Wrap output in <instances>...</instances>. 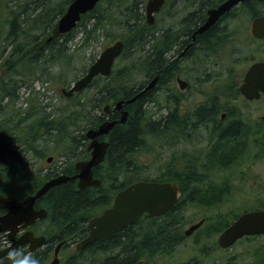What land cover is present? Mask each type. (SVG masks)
<instances>
[{
	"label": "trees",
	"instance_id": "trees-1",
	"mask_svg": "<svg viewBox=\"0 0 264 264\" xmlns=\"http://www.w3.org/2000/svg\"><path fill=\"white\" fill-rule=\"evenodd\" d=\"M216 3H214V0L210 2L206 0L201 4H203L202 7H205L207 4L214 6ZM66 4L67 2L63 0H21L13 2L7 14V34L12 37L15 26L19 25L18 31L21 36V44L19 45L18 52L25 53V51H28V53L26 54V58L21 59L18 64L16 50L13 48V45H11L8 54L4 58L2 56L6 45L0 46L1 68L3 70L7 67L8 69L7 74L0 76V105L2 100L6 102L15 101L14 99L17 98L16 93L19 86L21 87L27 84L28 81L32 83L35 80L41 79L38 70L41 64L44 63V59L51 58V67L53 70L51 74L56 73L54 67L58 66L56 65L57 61L62 60L65 56H68V61L73 63V53L66 54L65 47H67L69 40L72 41L75 38V30H77V34L82 36L84 43L83 51L87 47V40L97 43L95 40L101 37L108 44L118 39L122 40L124 43L123 52L115 61L112 72L108 77L98 76L82 92L76 95L74 94L70 99H64L66 103H71L73 98H77L78 100L65 111L58 112L57 119L50 118V115L56 114V110H52L47 114L35 115L37 119L33 126L34 128L29 127V130L32 129L30 133L36 136L39 131H42L46 136L50 138L54 137V140L59 139L60 141L54 145L55 149L60 147L62 151L66 149L70 153L75 152L74 156H79V160H81L88 157L85 146L81 151H78L83 141L84 144L86 142L85 133H82L88 129L95 128L105 120V116L101 113L100 107L103 104L113 105L121 99H129L134 96L136 94L134 87L139 81V76L143 75L148 79L155 77L166 62V55H162L161 52L164 50V52L168 53L173 50V47L176 46L174 37L176 34H169L166 40L162 35L158 34L157 29H143V15L140 1L106 0L82 18L81 22L77 24L79 29H74L65 35L54 37L48 44H43V46L29 52L32 43L34 42L36 45L44 37V34L50 30L49 28H53L56 20L64 11ZM203 10L204 8L198 7L195 19L196 23L201 20ZM242 16L249 21L258 16H264V0L245 1L232 12H229L221 25L227 27L229 23L234 24L232 22L233 20L237 18L241 19ZM188 25L194 26L191 23ZM29 27L35 31L34 35L32 34V30L28 29ZM36 27L38 29H35ZM112 27L118 29L112 31ZM244 27L246 31L244 40L247 41L249 32L247 27ZM40 28H43V30ZM206 35L213 36L207 45L211 50L213 49V53L219 50H226L227 46L224 42L225 38L223 37V33L220 31L214 33V31L210 30L204 33L202 38H205ZM248 41L264 42V40H255L253 38L248 39ZM199 45L202 47L205 45V42L202 40ZM220 55L222 56V54ZM228 56L230 55L228 54ZM94 59V55L85 57L83 58L84 62L82 60L83 64L79 70L71 66V68H65L62 71L64 77H54L48 73L41 81L44 83L48 79L49 81H47L53 84L60 83L62 85H68L76 79H71L65 72H73L77 73V76L79 74L82 76ZM241 60L248 61V58L245 57ZM15 63L18 67H15ZM68 79L69 81H67ZM158 82L159 79L157 80ZM234 84L236 85L237 82L234 79H230L223 83H216L214 88L234 90ZM126 85H131V88L128 89ZM149 96L150 93H145L134 102L125 105L124 109L129 112L126 121L123 124L115 125L110 130L108 134L109 145L105 159L103 163L95 167L94 171V176L101 181L99 187H88L79 190L74 182H68L50 189L43 196V203L47 205L54 230L58 232L54 240H58L64 235L70 241L79 240V238L84 237L86 234L85 225L88 219L110 206L114 195L122 188L137 181L163 182V180H166V178L162 177L149 178L139 172L143 163L139 161L140 157L137 155V151L143 148L142 145L144 144L142 140L145 131H153L156 135L161 131V128L158 129V127L155 130L152 129L158 120L151 122L147 118V115L140 112L144 103L146 105L145 114L152 111V104H154L156 97H153V99ZM36 98H34V102L28 100L25 111L28 119L37 109L42 111V108L38 107V103L35 105ZM28 109L33 110V112L30 113ZM203 124H205V121ZM164 125L166 127L177 126L173 123H166ZM159 126L161 127V124ZM4 128L3 122L0 124V129L3 130ZM4 131L11 135L8 129ZM235 131L232 129L226 132L233 135ZM260 131L262 151H264V128H261ZM12 139L18 143L15 138L12 137ZM47 140L49 139L47 138ZM231 143L229 139H226L213 158L219 159L218 157L220 155L218 154L223 152V150L235 153L236 147L234 145L232 146ZM29 148L30 146L27 147V149ZM23 152L26 153V150L23 149ZM133 153L134 155L132 156ZM215 162L218 163L219 161ZM0 167L1 170L6 169L5 166L0 165ZM13 168L17 169L18 173L21 171L23 173V166ZM71 169V165L63 167L59 171L48 174L45 180L60 174L67 175ZM130 170L132 172H129ZM22 173L23 179L25 176ZM126 173L129 174L127 175ZM20 195L24 196L22 194ZM257 207V209H264V202H259ZM180 211L177 205L157 219L141 216L132 226L126 227L125 229H118L109 240L99 239L81 250H74V254H71L67 258L66 264H135L139 259L149 260V257L151 258L157 252H164L171 255L173 245L177 244L181 239L178 230H181L185 225L183 210L181 211V217L179 215ZM236 217V215H232L230 218L224 217L222 223H219L218 226L215 223H208L212 219L206 218L205 227L207 226V229L197 235L196 242L200 244L202 243V238L204 240L215 235L218 232L217 230L220 231L225 228L229 224L228 221ZM250 238L254 239L256 237H246L245 239L248 240ZM99 249L102 250L100 251ZM44 254L45 252L43 251L41 255L43 256ZM5 264H10V262L6 261Z\"/></svg>",
	"mask_w": 264,
	"mask_h": 264
},
{
	"label": "flooded vegetation",
	"instance_id": "flooded-vegetation-1",
	"mask_svg": "<svg viewBox=\"0 0 264 264\" xmlns=\"http://www.w3.org/2000/svg\"><path fill=\"white\" fill-rule=\"evenodd\" d=\"M12 1L18 2L21 0ZM63 1L67 2L65 6L66 10L69 3L73 0ZM135 1L141 2L140 6L143 15V29H159L158 34L162 35V37L166 40L168 39L167 36L173 33L172 29L175 30L174 34H176L174 36L176 46L173 47V50L168 53L164 52V50L161 52L162 55H166V62L162 69H160L159 73L155 76L157 78L154 84L155 86L145 92H142V89L144 90L154 77L152 79H148L141 75L139 76V81L134 87L136 94L142 92L140 96L145 93H150L152 97V95L157 92L160 97V106L158 105V107L161 109V113L158 115V122L154 124L152 129L155 130L158 127V129L161 128V131L157 135L152 131L145 134L142 140L145 146L143 145L142 147H147L148 141L153 139L157 144L159 143V155L161 158L164 157L165 153L169 154V159L167 160L170 163L169 166H167L169 168L162 165L160 174L162 178H166V180H163V183H169L175 188L176 202L170 209L175 208L178 205L179 209L181 211L183 210L184 213L185 210L191 208H218L223 206L228 207L229 203L236 204V192H232L230 187L224 184L221 180H217V186H211L209 185L207 178H209V175L212 172L213 174H221L222 171H228L229 177L231 176V173H235L242 181L244 177H250V169H245V157L242 154L245 146L239 136L245 129L257 128L256 130L260 131L261 128H264V120L262 119L264 117V112L262 115L257 117L258 121H254V123L249 121V115L251 113L249 111V109H251V107H249L250 105L257 104V107L264 111V94H260L259 98L256 100H248L243 97L240 92V86L243 83V79L239 84L237 83L235 85L234 90L214 88L216 83L219 84L233 79L238 68L236 63H232L229 67L228 64L225 65L221 62L220 54L225 56L227 55L226 51L219 50L213 53V49L211 50L210 47L207 46L210 42V38L213 36L206 35L205 38H202V36L204 33L212 30L214 33L220 31L223 33L224 38L227 37V28L221 24L229 12H232L244 2L238 3L231 10L220 16L215 24L210 26L206 31L201 34H197L196 30L204 24L207 18L206 10L208 9V6L204 4L205 7H202L203 4L201 3L203 2L198 0H162L158 10L153 13V20L151 21V24H149L146 18V3L149 0ZM223 1L224 0H219L217 5L214 7H217ZM180 3L185 4L181 10L179 5ZM198 7L204 8V10L201 14V20L196 23L195 19ZM165 10L167 12H165ZM190 23L194 24V26L192 27L191 25H188ZM18 30L19 27L16 25L11 37L7 34L8 29H0V46L6 45L3 54V56H5L8 54L11 45H13L17 54L16 60L19 64L21 59L26 58L28 51H25V53L18 52L19 45L21 44V36ZM202 40L205 42V45H201L202 47H200L199 43L202 42ZM49 41L50 40L48 39L44 44H48ZM37 44L35 47V43L33 42L29 48V52H32L31 47H35L34 50H36L38 46H43V44ZM255 62L264 61H254L250 63L249 66ZM14 65L15 67H18L16 63ZM7 73V67L0 70V76H4ZM158 79L159 82L157 83ZM144 83L147 84L145 85ZM126 86L128 89L131 88V85ZM193 86L194 88L191 89ZM196 96H199L200 99L194 103ZM126 112V116L128 117L129 112ZM119 117L120 112H114L112 110L105 114V119L112 121L118 120ZM204 121L205 124H203ZM166 123H173L177 126L174 125L173 127H166L164 125ZM160 124L161 127L158 126ZM185 126L188 128L187 130H185ZM232 129L236 130L233 135L226 132L227 130ZM3 131L4 130L0 129V132ZM172 135L174 137H172ZM172 139L175 140V142L171 141ZM226 139H229L230 142L233 143L236 147V152L232 153L228 151L227 153H224L222 157H226L225 159L213 158ZM96 140L98 142L104 141L109 145V135L107 134L97 136ZM252 140L255 142L253 148L255 149L258 147L259 149L256 152L259 156L260 146L262 148L260 132L257 136H254ZM8 141L12 143V149L14 150L12 152L13 157L4 155L0 158V165L6 167L5 170L0 169L1 181L4 180V176H16L18 174V170L13 167L24 166L27 162V154L17 149L16 143L10 136L8 137ZM150 153H153L152 148ZM257 155H249V157L251 156L250 159L248 157L250 168L252 165L251 163H253L258 157ZM154 160L156 159L152 157V161ZM215 161L219 162L217 163ZM223 161L225 162L223 163ZM147 162L149 161L147 160ZM237 166L239 169L234 170ZM209 168H212L213 171ZM94 171L95 167L93 168V172ZM129 172L132 171L130 170ZM77 173L78 171L72 166L71 171H69L67 175L75 176ZM126 174L128 175L129 173ZM72 182L76 183L77 180H73ZM10 188V185H4L3 183L0 184V195L14 197L20 201L27 196H21L20 193L18 195L14 194V192L7 191ZM239 195L242 196V194ZM43 196L35 200L33 210L36 212L44 211L45 215L34 219L28 224H26V222H18L15 223L16 225H12V223L5 220L8 209L0 207V261H3L4 264L8 261L7 249L10 247H22L25 252H32L40 260V264H47L50 259L53 260L55 257V250L59 247L56 253L57 259L55 264L67 263V256H64L63 252L67 247L66 245L68 240L65 238V235L63 236L64 238L62 237L58 240H54L56 239L58 232L54 230L47 205L43 203ZM252 208L257 209L258 207L256 205ZM181 211L179 214L180 217ZM167 212L162 215H165ZM142 216L153 219L159 218H154L147 214H143ZM200 220H203V224L188 236H186L184 232L193 223L184 222L185 225L183 228L178 230L180 232L179 235L181 239L177 244L173 245V251L170 256L173 255V257H176V261H179L180 264H204L203 261L209 259V257H215L218 259L215 261L216 264H226L227 259L225 263L222 259H224L223 256L229 251V249H220L216 242L221 230L215 235L208 237L210 244H197L196 233L206 223V217H202ZM6 228H8V230L5 231L4 229ZM193 237H196V239L191 241L185 249L174 250L177 247L184 246L185 242ZM53 240L54 242H52ZM85 247L86 246L78 247L76 245L74 248L78 250ZM43 251L45 254L42 256L41 254ZM197 257L200 259L198 260ZM139 260L142 261L138 262ZM139 260L137 261L138 263L136 262L135 264H151L149 260Z\"/></svg>",
	"mask_w": 264,
	"mask_h": 264
},
{
	"label": "rangeland",
	"instance_id": "rangeland-1",
	"mask_svg": "<svg viewBox=\"0 0 264 264\" xmlns=\"http://www.w3.org/2000/svg\"><path fill=\"white\" fill-rule=\"evenodd\" d=\"M203 1L206 0H200V2ZM207 1L210 2L212 0H207ZM215 2L218 3L219 0H214V3ZM12 4H13L12 0H0V29L3 30L7 29L6 28L7 14L11 9ZM179 5L181 10L183 8V5L185 4L180 3ZM207 6L208 8L210 7L208 4ZM232 22H234V24L229 23L226 27L227 37H225V41H224L227 46L226 50L224 51H226V53L229 54L230 56L226 58L225 56L227 55L225 56L222 55L220 60L225 65L228 64L229 67L232 63L237 64L238 70L235 72V76L233 79L236 82H240L243 72L245 71L247 65L251 61L264 59V42H252V41L249 42L248 39H250V36L248 37L247 41L244 40V37L246 35L244 26L247 27L249 32V26L251 22L247 18L242 16L241 19L237 18ZM28 29L31 28L29 27ZM35 29L38 28L36 27ZM40 29L43 30V28ZM49 29L50 30L47 31L46 34H44L46 37L53 32V28H49ZM77 29H79V27ZM114 29H118V28H114V27L111 28L112 31ZM34 32L35 31L32 30L33 35ZM76 32L77 30H75V38L72 41L69 40L67 42V47H65L66 54L73 53L72 54L73 63L68 61L69 60L68 56L64 57L62 60L57 61L56 65L58 66L54 67L56 73L51 74L53 73L51 67L52 66L51 58L44 59L43 60L44 63L41 64L40 69L39 70L37 69L39 71V74L41 75V79L35 80L32 83L28 81L27 84L21 87L19 86V90L16 93L17 98L14 99L15 101L12 100L6 102L2 100L1 102L0 124L4 122L5 128L3 130L8 129L10 131L11 136L18 141L17 144L20 146V149L23 148L24 150H26V154H27V162L23 166L24 167L23 173L21 171L19 172L20 174L18 173L16 176L15 175L6 176L4 177V180L2 181L0 180V184L3 183L4 185H10L11 188L9 190L7 189L6 190L14 192V194L19 195L20 193L22 195H26V194L28 195L34 193L47 181L45 179L47 178V175L49 173L59 171L61 168L69 165L73 166L74 162L80 159L79 156H74L75 152L70 153L66 149L62 151L60 147L55 149L54 145H56L60 141L59 139L54 140L53 139L54 137L50 138L49 136H46L45 133H43L42 131H39L36 136L35 134L30 133L32 129L29 130V127H33L37 119L35 115L39 116L40 114H47L50 113L52 110H56V114L50 115V118L57 119L59 115L58 112L60 113L61 111H65L66 109H68V107H70V105H74L76 103V100H78L77 98H73L71 100V103H66L64 100L65 98L60 92L61 89L68 88L73 81L68 85H62L60 83L58 84L50 83L48 82L49 81L48 79H46V81L44 82V83L47 82V84L44 83L42 84L41 80H43L48 75V73L54 77L55 76L64 77L62 75L63 73L62 71L65 70V68H71V66H74L76 69L79 70L84 62L83 58L85 57L87 58V56L90 57L91 55H94L95 58H97L100 55V53L104 50V48H106L109 45L100 37L98 40L95 41L97 43H93L91 42V40H87V47L83 51L82 48L84 47V43L82 41V36H80V34H77ZM172 32H175V30L172 29ZM31 48L34 51L35 47H31ZM65 49L63 50L65 51ZM245 57L248 58V61L241 60ZM243 64H244V68L242 66ZM0 68H1V64H0ZM65 73L68 74L71 79L74 78L77 79L80 77V74L77 76V73H73V72L69 73L68 71H66ZM67 81H69V79ZM45 85L46 86L48 85L47 87H49L47 88V90H43ZM193 88L194 86L191 87V89ZM37 89L38 92H35ZM36 97L39 99V101ZM153 97H156V100L154 101V104H152L153 105L152 111L145 114L146 112L145 103L142 105L140 111L144 113V115H147V118L151 121L155 120L157 114L161 113V109L158 107L160 100L158 93L157 92L154 93L152 98ZM34 98H36L35 105H37L36 103H38L39 104L38 107H41L42 111H39L37 109L34 113H32L33 110L32 111L29 110V112L32 113V115L28 119L26 115L27 113H25L26 107L28 104V100L34 102L35 101ZM199 99H200L199 96H196L194 99V103H196ZM25 102H27V104H25ZM102 106L100 108H102ZM249 107H251V109H249V111L251 112L249 115L250 117L249 121L254 123V121H258L257 117L259 115H262L264 111L258 108L257 104H252ZM256 129H245L244 132L241 133V135L239 136V138L242 140L245 146V149H243L242 154L245 157L244 159L245 160L244 165L246 167L245 169L247 168L250 169V177L248 178L244 177L242 181L237 174L231 173V176L229 177L228 171H222L221 174H216V173L213 174L212 172L209 175V178H207V181L211 186H217L218 183L217 180H221L224 182V184L230 187V190L232 192H236L237 193L235 197L236 204L229 203L228 207L223 206L218 208L204 207L200 209H194V208L187 209L183 213V220L185 223H196L202 217H206L208 219H212L211 221H208V223H212V224L215 223L218 226L219 223H222L224 217L230 218V216L232 215L237 216L241 212L247 211L248 209H253L252 208L253 206H256L258 205L259 202L264 201V193H263L264 192V151H262V148L260 146V154L258 156L256 153L259 150L258 147H256L255 149L253 148L255 142L252 139L254 138V136H257L259 132H261ZM84 133L85 132H83L82 134ZM147 133L148 132L146 131L144 135ZM47 138L49 140H47ZM87 142L88 141H86L84 144L83 141V144L78 151H81L84 148V146H86ZM147 144H148L147 147L137 151V155H139L140 157L139 161L143 163V166L141 167V170L139 172H141L142 175L144 176H148L149 178L161 177L160 171L162 169V165L165 166L166 168H169L167 167L170 164L169 161H167L169 159V154L165 153L164 157L161 158L159 155V143L157 144L156 141L153 139H150ZM231 145L233 146V143H231ZM28 146H30L29 149H27ZM151 148L153 149V153H150ZM227 152L228 151L223 150V152L218 154L220 155L218 158L225 159L226 157H222V155H224V153ZM252 154L253 155L256 154L258 157L255 159L253 163H251L252 165L250 168L249 159L251 156L249 157V155ZM133 155L134 153L132 154V156ZM152 157H154L156 160L152 161ZM47 158H50L51 160L47 162ZM146 160H148L149 162H146ZM209 169L213 171L212 168ZM236 169H239V167L237 166L236 168H234V170ZM21 173L23 174V176H25L23 179ZM239 194H242V196H240ZM233 219L234 218L230 219L228 223H230ZM205 225L206 223L199 229L196 235H199L201 231L202 232L206 231L207 226L205 227ZM194 239H196V237L190 238L189 240H187V242H185L184 246L177 247L174 250L185 249L188 246V244ZM79 240L67 241L68 246L66 245L67 247L65 248L63 255L67 256L68 258L71 254H73L75 250L74 247H76ZM201 240H202V244L209 243V240L207 238H205L204 240L202 238ZM68 242H70V244H68ZM263 250H264V236H259L254 239L250 238L248 240L241 239L231 249H229V251L223 256L224 259L222 260L225 263L227 259L226 264H258V263L264 264ZM197 259L199 260L200 258L197 257ZM176 260H177L176 257H173V255L170 256L164 252H157L151 258L149 257V262L151 264H180L179 261ZM217 260L218 259H216L215 257H209V259L202 261L204 262V264H216L215 261ZM51 261L52 259H50L48 263L50 264Z\"/></svg>",
	"mask_w": 264,
	"mask_h": 264
},
{
	"label": "water",
	"instance_id": "water-1",
	"mask_svg": "<svg viewBox=\"0 0 264 264\" xmlns=\"http://www.w3.org/2000/svg\"><path fill=\"white\" fill-rule=\"evenodd\" d=\"M99 0H74L67 9V12L59 19L56 30L58 33L69 32L79 20L80 15L91 10ZM248 0H225L218 7L207 11L208 18L205 23L196 30L201 34L210 26L215 24L221 15L229 11L236 4ZM162 0H150L146 5V17L148 23L152 21V14L158 10ZM251 35L257 39L264 37V17H256L251 21ZM123 43L115 42L113 45L105 48L96 61L89 66L86 73L77 79L67 91L62 90L66 97L73 93H78L87 87L88 84L98 75L108 76L114 60L121 54ZM156 77L144 89L149 90L155 84ZM143 92V91H142ZM240 92L246 99L252 100L259 98V93H264V63H254L247 70L244 81L240 87ZM135 98L120 101L116 103L113 111L122 110V106L132 102ZM104 112H109V107H104ZM126 112H121L118 121H105L97 127L90 129L85 136L90 140L87 150L90 151L91 157L87 161L78 162L75 168L79 171L74 177L59 176L44 183L33 195L27 196L22 201L12 197L0 195V207L8 209L5 220L14 225L18 222H32L38 217L45 215L44 211H34L33 204L35 200L44 195L49 189L64 184L75 178L78 179L77 187L84 189L86 187H98L100 181L92 178V167L102 162L107 144L99 143L97 136L107 134L115 123L125 122ZM264 120V117L262 118ZM4 150V151H3ZM0 158L4 155L13 157L11 142H7L6 134L0 132ZM50 159H48L49 161ZM176 202V193L173 185L169 183L144 182L138 181L119 191L112 202L111 207L104 210L99 216L90 219L87 223V236L80 242V247L87 246L94 241L110 239L118 229L132 225L142 214L147 213L152 217H157L171 207ZM202 224V221L190 226L185 235H190L195 229ZM16 225V224H15ZM5 231L8 228L4 229ZM264 235V211H250L241 214L219 235L217 244L220 248L230 247L236 240L243 236ZM40 244V243H38ZM9 250V248L7 249ZM57 251V249L55 250ZM56 254V253H55ZM56 259L51 264H55Z\"/></svg>",
	"mask_w": 264,
	"mask_h": 264
},
{
	"label": "clouds",
	"instance_id": "clouds-1",
	"mask_svg": "<svg viewBox=\"0 0 264 264\" xmlns=\"http://www.w3.org/2000/svg\"><path fill=\"white\" fill-rule=\"evenodd\" d=\"M7 259L10 264H40V260L32 252H25L22 247H10ZM0 264L4 262L0 261Z\"/></svg>",
	"mask_w": 264,
	"mask_h": 264
},
{
	"label": "bare ground",
	"instance_id": "bare-ground-1",
	"mask_svg": "<svg viewBox=\"0 0 264 264\" xmlns=\"http://www.w3.org/2000/svg\"><path fill=\"white\" fill-rule=\"evenodd\" d=\"M176 2V1H175ZM126 5V4H125ZM168 9V8H167ZM16 11V10H15ZM173 11V10H172ZM165 12H167L166 10H165ZM12 13V12H11ZM119 25V24H118ZM19 26V25H18ZM181 28V27H180ZM196 29V28H195ZM182 31V30H181ZM186 32H187V30H186ZM174 33V32H173ZM1 34V33H0ZM164 35V34H163ZM160 36V35H159ZM194 36V35H193ZM96 41V40H95ZM183 43V42H182ZM1 44V43H0ZM86 45V44H85ZM72 50V49H71ZM215 55V54H214ZM252 55V54H251ZM66 57V56H65ZM88 57V56H87ZM218 60V59H217ZM65 62V61H64ZM92 62V61H91ZM66 67V66H65ZM86 68H87V66H86ZM75 70V69H74ZM128 70V69H127ZM154 75V74H153ZM122 77V76H121ZM140 79V78H139ZM157 79V78H156ZM47 83V82H46ZM229 83V82H228ZM145 84V83H144ZM147 84V83H146ZM145 84V85H146ZM39 85V84H38ZM235 85V84H234ZM155 86V85H154ZM138 88V87H137ZM142 88H144V87H142ZM52 89V88H51ZM19 90V89H18ZM5 91V90H4ZM142 91H143V89H142ZM153 91V90H152ZM237 91V90H236ZM34 92V91H33ZM47 94V93H46ZM76 95V94H75ZM38 96V95H37ZM151 96V95H150ZM149 96V97H150ZM153 96V95H152ZM164 98V97H163ZM125 99V98H124ZM149 99V98H148ZM28 100V99H27ZM136 100V99H135ZM134 100V101H135ZM74 101V100H73ZM133 101V102H134ZM153 101V100H152ZM22 104V103H21ZM37 104V103H36ZM78 104V103H77ZM51 105H52V103H51ZM165 105V104H164ZM31 106V105H30ZM90 107V106H89ZM163 107V106H162ZM178 107V106H177ZM225 107V106H224ZM32 108H33V106H32ZM52 108V107H51ZM231 108V107H230ZM166 109V108H165ZM29 110V109H28ZM178 110V109H177ZM32 111V110H31ZM169 112V111H168ZM16 113V112H15ZM140 113V112H139ZM167 113V112H166ZM30 114V113H29ZM72 114V113H71ZM19 115V114H18ZM158 115H160V113L159 114H157V117H156V119L155 120H152V121H156V120H158ZM162 115V114H161ZM118 116V115H117ZM116 116V117H117ZM46 117V116H45ZM42 118V117H41ZM118 118V117H117ZM189 119V118H188ZM126 121V120H125ZM151 121V122H152ZM40 122V121H39ZM163 123V122H162ZM37 124V123H36ZM66 124V123H65ZM30 125V124H29ZM50 125V124H49ZM60 125V124H59ZM147 125V124H146ZM159 126V125H158ZM182 126V125H181ZM187 126V125H186ZM186 126H185V128H186ZM17 127V126H16ZM50 127V126H49ZM188 127V126H187ZM208 127V126H207ZM156 128V127H155ZM182 128V127H181ZM183 128H184V126H183ZM182 128V129H183ZM57 129V128H56ZM163 129V128H162ZM188 128H186L185 130H187ZM147 130V129H146ZM181 130V129H180ZM157 131V130H156ZM146 132V131H145ZM147 132H149V131H147ZM153 132V131H152ZM155 132V131H154ZM159 132V131H158ZM30 134V133H29ZM175 134V133H174ZM170 135V134H169ZM179 135V134H178ZM177 135V136H178ZM34 136V135H33ZM230 136V135H229ZM172 137H174L173 135H172ZM160 139V138H159ZM183 140V139H182ZM167 141V140H166ZM168 141H170V140H168ZM171 141H173V142H175V140H171ZM264 143V142H263ZM27 144V143H26ZM264 145V144H263ZM31 146V145H30ZM173 146V145H172ZM39 156V155H38ZM42 156V155H41ZM178 164H179V162H178ZM105 169V168H104ZM10 171V170H9ZM20 174V173H19ZM107 177V176H106ZM101 178V177H100ZM204 187V186H203ZM205 188V187H204ZM197 191V190H196ZM261 193V192H260ZM264 193V192H263ZM198 194V193H197ZM200 195V194H199ZM263 195V194H262ZM201 196V195H200ZM259 197V196H258ZM200 202V201H199ZM249 204V203H248ZM183 207V206H182ZM214 219V218H213ZM57 222V221H56ZM62 222V221H61ZM158 222V221H157ZM53 224V223H52ZM63 225V224H62ZM153 225V224H152ZM55 226V225H54ZM81 231V230H80ZM217 231H219V230H217ZM208 232V231H207ZM79 233V232H78ZM85 236V235H84ZM80 239V238H79ZM69 240V239H68ZM81 240V239H80ZM72 241V240H71ZM75 242V241H74ZM68 244H70V242H68ZM68 246V245H67ZM206 246V245H205ZM100 250V249H99ZM102 250V249H101ZM100 250V251H101ZM220 250V249H219ZM208 251V250H207ZM211 251V250H210ZM264 251V250H263ZM74 254V253H73ZM208 254V253H207ZM81 258V257H80ZM69 259H71V258H69ZM258 261H259V259H258ZM71 262V261H70ZM81 263V262H80ZM64 264V263H63Z\"/></svg>",
	"mask_w": 264,
	"mask_h": 264
}]
</instances>
